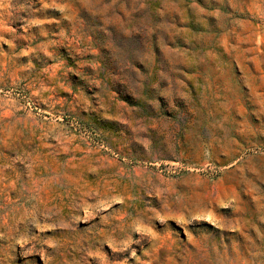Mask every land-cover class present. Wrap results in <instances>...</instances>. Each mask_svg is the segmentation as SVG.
Masks as SVG:
<instances>
[{"label":"rangeland","instance_id":"1","mask_svg":"<svg viewBox=\"0 0 264 264\" xmlns=\"http://www.w3.org/2000/svg\"><path fill=\"white\" fill-rule=\"evenodd\" d=\"M0 264H264V0H0Z\"/></svg>","mask_w":264,"mask_h":264}]
</instances>
